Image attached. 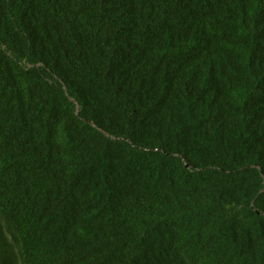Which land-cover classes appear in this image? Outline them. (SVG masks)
<instances>
[{
  "label": "trees",
  "instance_id": "1",
  "mask_svg": "<svg viewBox=\"0 0 264 264\" xmlns=\"http://www.w3.org/2000/svg\"><path fill=\"white\" fill-rule=\"evenodd\" d=\"M0 264H264V0H0Z\"/></svg>",
  "mask_w": 264,
  "mask_h": 264
}]
</instances>
